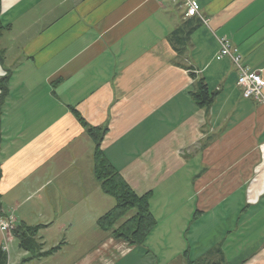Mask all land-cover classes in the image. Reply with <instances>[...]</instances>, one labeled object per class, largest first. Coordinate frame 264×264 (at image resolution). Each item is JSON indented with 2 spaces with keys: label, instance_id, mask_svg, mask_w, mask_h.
Returning <instances> with one entry per match:
<instances>
[{
  "label": "crops",
  "instance_id": "obj_1",
  "mask_svg": "<svg viewBox=\"0 0 264 264\" xmlns=\"http://www.w3.org/2000/svg\"><path fill=\"white\" fill-rule=\"evenodd\" d=\"M182 3L2 0L10 29L0 35V78L10 76L0 114V215L16 224L6 264H177L183 256L186 264L220 256L228 263V234L231 249L238 246L232 264H264V172L259 187L248 184L264 156V98L244 97L236 66L219 53V36L227 35L243 63L264 76V0H195L193 16ZM201 79L216 93L209 107L192 94ZM97 140L136 194L148 196L156 224L139 245L134 235L118 237L137 207L100 222L118 199L96 175ZM220 150L230 151L238 172L220 173ZM170 166L193 171L182 177L190 191L196 179L203 188L202 205L178 233L161 230L171 208L165 186L178 175ZM213 178L220 198L240 196L223 206L233 229L214 241L210 258L194 257L191 246L181 252L173 243L186 237L187 246L191 222L212 209ZM4 236L0 228V245Z\"/></svg>",
  "mask_w": 264,
  "mask_h": 264
},
{
  "label": "rangeland",
  "instance_id": "obj_2",
  "mask_svg": "<svg viewBox=\"0 0 264 264\" xmlns=\"http://www.w3.org/2000/svg\"><path fill=\"white\" fill-rule=\"evenodd\" d=\"M182 4L184 5V7L187 11V6L185 5V0H183ZM201 18H204V17L201 16ZM231 41H232V39H231ZM232 44H233V41H232ZM167 51L169 52V50H167ZM226 58H228V57H226ZM188 68L190 69L192 67H188ZM189 72L193 76V72L191 70ZM263 98H264V96H260L259 99L262 100ZM262 148L263 147H261V149ZM199 150L200 151L202 150L201 146L199 147ZM222 153H225L226 155L223 156ZM221 154L223 156V161L220 162V173H224L227 175V173L229 171L230 172L231 171L238 172L237 168L232 166L233 165L232 160L227 156V155H230V151L229 152L221 151ZM189 158H190V155H189ZM189 158H187V159H189ZM189 160H191V159H189ZM151 162H152V160L149 161V163H151ZM229 162L231 163L230 165L228 164ZM193 164H194V161H192V162L190 161L188 163H183L182 166L186 165L187 167H193ZM182 166L177 167V168L170 166L169 170H168V173H173V174H178V175L169 181V183L172 184L173 188L169 184H167L165 186V190H167V191L172 190V192L168 193V195H167L169 197V204L168 205L171 206V208L166 209V211L162 212V216L167 215L166 226H162V228H161L162 231L167 229V230H172L173 233H178L177 232V226H179L181 224H185L186 219H189L188 215L190 213V210L197 207V206L202 205L201 203L203 202L202 196H201V191H203V188L199 187V185H198L199 180L198 179L195 180L196 186H194V187L196 188V190L194 192L190 191L188 186L182 182L183 176L187 177V175L189 173L193 172L191 170H188L187 167L185 168ZM255 169L256 170H255V172H253V175L251 177H249V179H248L249 180L248 184L249 185L252 184L250 186L254 185V186L259 187L260 182H261L260 173L264 172V156H263V161L261 163H259L255 167ZM193 176H194V174L191 175V177H193ZM217 180H218L217 178H213V179H210V182L208 183V186L214 185V187H215L214 191H211L213 193V199H211L210 200L211 202H209L210 205H213L212 209L210 208L207 211L200 212V217L197 219H194V218H193L194 220L192 218L190 219L191 221L192 220L193 221L191 222L192 225L190 227V234L188 235L187 246L185 245L186 244V237H185V240L183 243H178L177 241L174 240L173 244H174L175 249H179L182 252V251H184L183 249H186L187 247L191 246L192 251L195 253L194 257L201 256L202 258H210V250L212 249V247H214V249L217 248V244L214 243V241L217 239L224 238L222 233L223 232L227 233L229 230L233 229L232 222L226 218V216L228 214L232 213V210L229 209L228 211H226L225 208H223V206L225 203L226 204L236 203L240 196L237 195L236 193L235 194L230 193V194L220 198V190L217 187L219 185L218 183H220V180H219V182H217ZM257 181L259 183H257ZM263 181H264V179H263ZM261 193H263V192L261 191ZM261 193L259 195H261ZM249 197L250 196L248 195V198ZM257 201L258 200H251L249 198V202L254 204V205L256 204ZM153 202L156 203V200H154ZM241 202L242 203H240L237 207V212H240L242 214L243 209L245 207H247V205H245L244 199L243 200L241 199ZM225 207H227V206H225ZM248 209L249 210L245 213V215L243 217L244 219L249 217V213L251 212V209L249 207H248ZM194 211L197 212L198 210L194 209ZM263 212L264 211H261L258 217H260ZM218 213H220V217H217ZM157 214H158V211L155 212V215H157ZM11 216H13V211L11 213ZM216 218H219V220ZM220 218H222V219H220ZM257 220L261 221L260 218H257ZM255 221H256L255 218L253 220L248 221V225L252 226L254 228V231H255L253 233L252 237L257 235L256 232L258 229V225L255 224ZM0 228H1V226H0ZM2 231L5 234L4 241L2 243H3V245H8V249L6 251L10 250V253L13 254V250L16 248L15 247V245H16L15 240L12 242V239L14 236L10 237L9 232H7L3 229H2ZM234 236L235 235H232V234L229 235L228 234V239L224 240V245H222L223 249L227 251V260H228L229 264H232V260H234V258L236 256L235 251L238 250V249H236V248H238V246H236L235 249H231L232 246H234V244H235V243L231 242V240L234 238ZM154 244L156 245L157 251H164L165 250L163 243H154ZM245 244L246 243H243L242 247ZM139 249H141V247ZM220 259H222L221 256H220ZM182 260H185L184 256L182 258H176L175 259V261H179V262H177V264H186L185 262H182ZM239 260H243V258H241ZM196 261H198L201 264H206V262H210V263L212 262L213 263V262H217L219 260L208 259V261H202V260L197 259ZM220 261H222V260H220Z\"/></svg>",
  "mask_w": 264,
  "mask_h": 264
},
{
  "label": "trees",
  "instance_id": "obj_3",
  "mask_svg": "<svg viewBox=\"0 0 264 264\" xmlns=\"http://www.w3.org/2000/svg\"><path fill=\"white\" fill-rule=\"evenodd\" d=\"M2 10V0H0V13ZM10 29V26L3 24L0 17V35L4 30ZM5 52L0 48V62L4 60ZM194 75V74H193ZM9 74L7 73L0 78V114L2 112V105L5 100L6 95L9 92L8 78ZM196 90L193 91V97L196 100L197 104L201 107H209L214 103L216 93L209 90L207 83L204 79L198 80L196 83ZM80 120L87 123L79 116ZM90 132H93V129H90ZM95 159H96V175L98 179L102 181V186L104 190L108 193L113 194L118 199V205L115 209L111 210L109 213L103 216L100 222L108 221L110 222L116 220L120 215L125 214L129 209L137 207L138 212L135 216L130 218L126 224H124L120 230H118V237L123 235H134V237L140 241H132L133 244L139 245L141 241L146 237L150 229L155 226L156 219L154 215L149 210V203L147 199V194L139 196L132 189V187L123 179L119 174L118 170L113 166L110 160L107 158L105 153L100 148L99 140H97ZM1 172V171H0ZM1 199V197H0ZM112 219V220H111ZM220 253L223 256V251L220 248ZM7 253L0 245V264H6ZM192 264H201L198 261L189 260ZM222 261L217 262H206V264H229L223 263Z\"/></svg>",
  "mask_w": 264,
  "mask_h": 264
},
{
  "label": "built area",
  "instance_id": "obj_4",
  "mask_svg": "<svg viewBox=\"0 0 264 264\" xmlns=\"http://www.w3.org/2000/svg\"><path fill=\"white\" fill-rule=\"evenodd\" d=\"M187 6V15L193 16L198 13V7L195 0H185ZM202 20H206L202 18ZM220 44V55L222 57H228L238 70V81L237 83L243 90V96L246 98H260L264 91V76L262 70H257L249 65L243 63L242 53L233 47L232 41L229 36L223 35L219 37ZM0 226L3 230L9 232L10 237H13L16 224L12 217H4L0 215ZM4 250L8 249V245H3Z\"/></svg>",
  "mask_w": 264,
  "mask_h": 264
}]
</instances>
